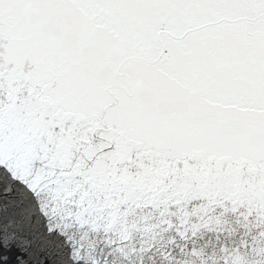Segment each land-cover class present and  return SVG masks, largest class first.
<instances>
[{"label": "snow or ice", "instance_id": "6c2138e0", "mask_svg": "<svg viewBox=\"0 0 264 264\" xmlns=\"http://www.w3.org/2000/svg\"><path fill=\"white\" fill-rule=\"evenodd\" d=\"M0 264H264V0H0Z\"/></svg>", "mask_w": 264, "mask_h": 264}]
</instances>
